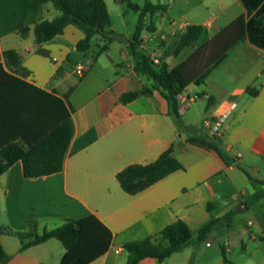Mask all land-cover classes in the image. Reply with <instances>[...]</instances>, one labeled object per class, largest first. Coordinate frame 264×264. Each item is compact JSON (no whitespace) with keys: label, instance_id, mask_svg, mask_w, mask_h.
Wrapping results in <instances>:
<instances>
[{"label":"crops","instance_id":"0c3cea01","mask_svg":"<svg viewBox=\"0 0 264 264\" xmlns=\"http://www.w3.org/2000/svg\"><path fill=\"white\" fill-rule=\"evenodd\" d=\"M153 4L167 9L153 19L146 17L139 48L151 60L168 62L170 69L239 18L244 20V41L205 84L191 85L179 96L180 108L187 106L181 110L182 120L194 135L213 137L203 120H215L236 104L215 140L220 153L187 142V133L177 131L159 91L129 103L121 101L125 93L152 88V81L135 71L130 40L114 48L119 35L112 25L115 39L102 53L100 37L94 38L99 47L96 54L91 48L80 53L77 44L84 32L73 25L39 45L33 30L27 37L21 30L52 20L60 12L36 0H0V64L5 65V51H17L27 72L20 78L62 98L73 110L74 125L62 172L25 177L22 163L17 162L0 177V225L11 231L0 239L9 256L3 264H61L66 250L60 241L51 239L22 251L19 234H29L31 223L42 233L68 219L92 214L114 237L108 253L91 264H126L128 242L154 238L178 220L188 224L193 238L162 264H224L223 251L235 264H264V0H158ZM151 24L155 31L149 30ZM190 25L203 26L207 39L175 64L176 56H166L162 46L175 43L177 48ZM151 43L157 48L153 55L148 53ZM79 65L85 68L81 77L76 74ZM54 127L50 113L32 105L0 134V148L13 141L32 147ZM172 146L183 170L137 195L122 189L117 179L120 171L132 164H150ZM213 220L217 222L200 240L199 232ZM217 242L222 258L208 250ZM140 264L161 263L146 259Z\"/></svg>","mask_w":264,"mask_h":264},{"label":"trees","instance_id":"16d2710c","mask_svg":"<svg viewBox=\"0 0 264 264\" xmlns=\"http://www.w3.org/2000/svg\"><path fill=\"white\" fill-rule=\"evenodd\" d=\"M44 6L52 4L60 14L52 20L43 19L32 28L21 30V35L27 37L31 30L35 42L39 45L47 43L62 35L69 25L83 30L84 38L77 44L80 53H87L94 38L100 37L104 45L100 52H105L115 39L111 29V16L105 0H36ZM129 7L140 12L137 29L130 40V50L136 59L135 71L146 75L152 81V88L125 93L121 96L123 103H129L140 95H151L159 91L169 104V116L172 117L179 133H187L189 144L203 146L220 153L215 144L216 137L203 134L194 135L185 126L180 111L179 96L191 85L200 86L206 83L209 75L228 57L230 52L245 39V23L239 18L222 30L215 38L196 50L188 59L177 67L170 69L168 62L155 65L141 45V34L146 27L147 16L154 18L158 13H164L166 5L153 4L147 0L144 6L129 3ZM155 31L154 24L148 26ZM204 33V27L190 25L178 44L174 55L186 48H193ZM39 53H44L39 50ZM5 65L0 64V134L14 123L32 105H39L53 118L55 127L43 139L32 147H26L22 142L13 141L0 148V177L17 162L23 165L25 177H44L60 173L64 170L65 157L74 135L72 108L55 93L45 91L27 83V72L22 67V57L15 50L4 52ZM252 92V90H248ZM184 166L175 156L172 146L154 162L141 165L132 164L117 174L122 189L130 195H137L175 172L183 170ZM216 220L211 221L198 234L200 240L210 231ZM31 232L19 234L23 240L22 251L51 239H57L66 250L61 264H91L103 257L111 248L113 232L96 216L89 215L80 219H68L51 231H37L36 223H31ZM10 230L0 225V239ZM193 238V231L183 220H178L167 227L154 238L131 241L125 245L128 252L126 264H140L146 259H156L161 264L174 254L180 252ZM29 239L28 241H26ZM224 264H235L223 251ZM9 256L0 240V264L5 263Z\"/></svg>","mask_w":264,"mask_h":264},{"label":"rangeland","instance_id":"374dc122","mask_svg":"<svg viewBox=\"0 0 264 264\" xmlns=\"http://www.w3.org/2000/svg\"><path fill=\"white\" fill-rule=\"evenodd\" d=\"M146 1L147 0H117V2H115V0H108V7H109L110 16H111V25H112L114 31L119 35V38H116L114 41V48L124 46L127 41L132 40L133 35L136 31V28L139 24L140 12H136V11L132 10L129 7V3L137 4L139 6H144ZM151 1L153 3L158 2V0H151ZM158 20L161 21L162 18L159 17ZM148 22L150 23L151 20H148ZM165 24L169 25L168 19L165 20ZM206 39H207L206 35L203 34L200 37V39L196 42L195 45H197V44L201 45L202 43H204L206 41ZM150 45H151V49L148 50V53L150 55H153L154 51L157 50V48L154 47V45H156V44L151 43ZM162 49H163V53L166 56L167 55L172 56L174 54L175 49H176V44L172 43L170 45H167L166 48L164 46H162ZM98 50H99V47L97 46V41H95V39H94L90 52L92 54H96L98 52ZM114 52H115L114 53L115 55L118 53L116 51V49ZM189 52H190V48H186L181 53L176 55L174 63L175 64L179 63L185 57V55ZM199 101H201V100H199ZM208 250H210V251L214 250L216 252L217 256H221V258H222V251H221L219 242L215 243L214 247L212 249H208Z\"/></svg>","mask_w":264,"mask_h":264},{"label":"built area","instance_id":"2783aa9c","mask_svg":"<svg viewBox=\"0 0 264 264\" xmlns=\"http://www.w3.org/2000/svg\"><path fill=\"white\" fill-rule=\"evenodd\" d=\"M153 63L155 65H160L161 61L158 58H154L152 59ZM85 72V68L82 65H79L76 71V74L78 76H83ZM198 96H194V99H198ZM187 106H183L182 108H180L181 110H185ZM236 104H233L231 106V108L222 116L218 117L215 120H212L211 118H206L203 120V126L210 132V135L213 137H221L222 132H223V127L225 122L227 121V119L229 118L230 114L232 111H234L236 109Z\"/></svg>","mask_w":264,"mask_h":264}]
</instances>
